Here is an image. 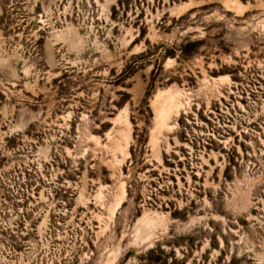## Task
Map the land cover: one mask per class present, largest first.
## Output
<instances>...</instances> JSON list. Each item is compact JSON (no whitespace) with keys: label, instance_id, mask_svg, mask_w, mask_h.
<instances>
[{"label":"rangeland","instance_id":"rangeland-1","mask_svg":"<svg viewBox=\"0 0 264 264\" xmlns=\"http://www.w3.org/2000/svg\"><path fill=\"white\" fill-rule=\"evenodd\" d=\"M0 264H264V0H0Z\"/></svg>","mask_w":264,"mask_h":264}]
</instances>
